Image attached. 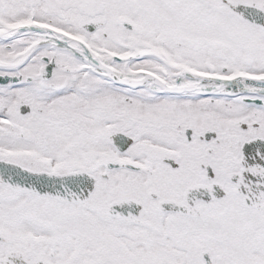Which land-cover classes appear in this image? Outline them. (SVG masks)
Listing matches in <instances>:
<instances>
[{
  "label": "snow or ice",
  "instance_id": "obj_1",
  "mask_svg": "<svg viewBox=\"0 0 264 264\" xmlns=\"http://www.w3.org/2000/svg\"><path fill=\"white\" fill-rule=\"evenodd\" d=\"M0 264H264V0H0Z\"/></svg>",
  "mask_w": 264,
  "mask_h": 264
}]
</instances>
